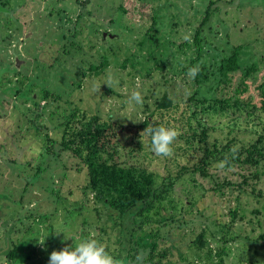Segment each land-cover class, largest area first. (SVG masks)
I'll return each mask as SVG.
<instances>
[{"label": "rangeland", "instance_id": "374dc122", "mask_svg": "<svg viewBox=\"0 0 264 264\" xmlns=\"http://www.w3.org/2000/svg\"><path fill=\"white\" fill-rule=\"evenodd\" d=\"M77 1L85 0H0V264H49L52 251L74 247V238L91 235L124 264L141 251L143 264L149 259L156 264H264V161L257 168L236 163L208 169L209 177L201 172L182 177L163 202L152 200L149 211L143 206L150 223L143 226L141 241H156V249L138 246L142 231H137L130 252L117 212L91 191L86 166L69 152L57 153L65 122L77 109L127 128L144 119L145 103L154 108L165 95L184 102L192 77L182 71L197 57L201 26V60L214 70L222 56L243 46V68L257 66L247 94L261 100L264 0H88L84 6ZM210 2H215L211 17L202 25ZM79 14L77 46L67 55ZM104 61L102 71H89ZM109 76L111 88L105 84ZM240 81L236 73L231 86ZM137 85L143 102L129 103ZM44 91L53 94L46 101ZM208 121L216 125L217 117L202 122ZM53 139L58 144L50 143ZM142 154L134 162L154 172L158 186L177 174L178 163L199 160L182 156L173 162L174 155ZM126 155L123 161L131 163ZM26 162L32 167L20 172L19 164ZM34 168L42 169L40 176ZM140 210L131 217L137 227L124 219L131 231L141 225ZM66 234L73 238L65 240ZM15 246L19 252L13 260L9 254Z\"/></svg>", "mask_w": 264, "mask_h": 264}, {"label": "trees", "instance_id": "16d2710c", "mask_svg": "<svg viewBox=\"0 0 264 264\" xmlns=\"http://www.w3.org/2000/svg\"><path fill=\"white\" fill-rule=\"evenodd\" d=\"M88 2L85 0L84 3L79 1L76 3L84 6ZM213 4L215 2H210L202 25L209 21ZM82 18V14H79L77 21L74 22L68 49L65 50L67 55L72 54L70 48L77 46L74 39L79 34V22L82 21ZM202 32L201 26L196 34V59L192 60L191 66L185 67L182 71L188 74L190 68L199 67L198 74L192 78L188 85L191 90L187 92L188 96L184 102L176 103L172 97L165 95L164 98L155 101L154 108L145 103L144 119L139 124H132L127 128L114 122L111 118L104 119L98 115L88 116L85 112L77 109L65 122L64 130L58 141L59 144L55 139L50 141L53 145H59L58 154L60 151L69 152L86 166L91 191L96 195L98 201L104 200L105 205L117 212L116 217L121 220L123 227L122 237L125 234L126 238L124 244L129 243L130 252L133 251V244L136 241L138 246L143 243L144 247L150 246L152 251L156 249V241L149 244L146 239L141 241L146 234L142 231L143 226L150 223L149 215L144 214V207L148 206L145 209L149 211L152 200L163 202L182 177L185 175L195 176L199 172L209 177L208 169L218 170L216 165L225 159L227 160L226 167H232L239 163L257 168L264 161V81L258 86L260 91L258 97L261 100L258 98L259 101L254 102L255 98L247 94L249 92L248 79L256 71L257 66L253 64L251 67L243 68L241 52L244 47L236 46L230 55L222 56L219 63L213 65L214 70H210L205 61L201 60L204 58L200 56L203 47L199 37ZM96 33L98 31L95 28L93 34L96 35ZM64 36L68 37L65 34ZM152 38L156 40L154 36ZM196 61L200 63L194 65L193 63ZM126 62L128 61L126 60ZM106 65L107 63L104 61L99 66H91L89 71L99 73ZM236 73H241V81L240 84L233 87L231 85ZM84 75L86 74L84 73ZM210 83L213 85L205 87ZM217 93L221 96L218 97ZM52 95L51 92L44 91L42 100L46 101ZM34 99V104L39 105L38 101ZM28 111L31 109L28 108ZM212 116L217 117L216 125H208L209 121L202 122L205 117L211 118ZM161 125L173 127L179 133L172 145L173 162L179 161L178 159L182 156L190 159L199 157V160L194 165L178 163L177 174L170 175L162 186H158L155 173L148 172L134 161L140 155L143 156L142 153L149 156L154 155L150 147V135L145 133L141 137L140 134L147 127L155 128ZM239 130L241 132H238ZM123 133H126L124 140ZM237 133H242L245 136H240ZM121 149H124L126 153H121ZM47 152L51 153V149H47ZM125 154L129 155H126L129 160L133 159L131 163L123 161ZM19 165H21L20 172L23 171L22 168L32 167L31 162ZM34 169L40 176L42 169ZM254 177H259L258 171ZM246 184L247 182H245ZM243 186L240 185V188ZM159 187H163L161 191ZM260 194L262 193L260 192ZM139 208L141 210L138 212V219H141V225L131 231L124 219L128 218L136 226L132 215ZM137 231H142L141 237L136 239L138 236L135 235L136 241L131 243V236ZM263 238L264 236H261V239ZM200 243L204 244L202 240ZM138 250L139 248L136 252ZM18 252V247H13L9 257L13 260L16 259ZM127 258L129 259V256ZM148 263L156 264L153 259H149Z\"/></svg>", "mask_w": 264, "mask_h": 264}, {"label": "clouds", "instance_id": "9594fccd", "mask_svg": "<svg viewBox=\"0 0 264 264\" xmlns=\"http://www.w3.org/2000/svg\"><path fill=\"white\" fill-rule=\"evenodd\" d=\"M199 72V67L194 66L189 69L188 75L192 78ZM113 83V78L109 76L105 84L110 88ZM139 85L136 89L131 91L128 98V102H135L140 104L143 102V96L141 91L138 90ZM94 91H100V88L94 86ZM148 133L151 137V150L156 156L168 157L173 153L172 145L177 139L179 133L177 130L170 126L161 125L155 128L147 127L140 135L141 137ZM143 142V141H142ZM227 166V160L218 162L216 167L218 169H223ZM62 231L56 232L59 235ZM65 233V232H63ZM73 238L69 237L67 234L65 240ZM75 246H66L62 250H54L51 252L49 257V264H124L120 259L114 257L104 246V244L98 241L94 235L85 236L79 241L75 238ZM43 244L44 242H40ZM145 253L141 251L137 254L135 261H129L128 264H143Z\"/></svg>", "mask_w": 264, "mask_h": 264}, {"label": "water", "instance_id": "95a60500", "mask_svg": "<svg viewBox=\"0 0 264 264\" xmlns=\"http://www.w3.org/2000/svg\"><path fill=\"white\" fill-rule=\"evenodd\" d=\"M108 36V33H104V38H106ZM111 37V35H110ZM17 67H19V62H17Z\"/></svg>", "mask_w": 264, "mask_h": 264}]
</instances>
